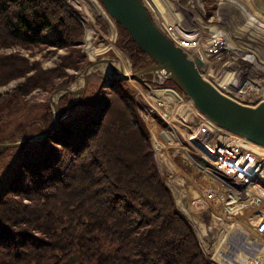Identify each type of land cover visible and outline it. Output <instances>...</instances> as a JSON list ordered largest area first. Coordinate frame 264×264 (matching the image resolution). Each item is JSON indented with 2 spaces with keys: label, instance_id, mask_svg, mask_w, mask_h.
<instances>
[{
  "label": "trees",
  "instance_id": "1",
  "mask_svg": "<svg viewBox=\"0 0 264 264\" xmlns=\"http://www.w3.org/2000/svg\"><path fill=\"white\" fill-rule=\"evenodd\" d=\"M117 24L136 71L154 64ZM50 28L55 38L46 36ZM83 34L82 22L61 0H0V47L44 43L69 49L53 70L19 54L0 55V85L24 77L17 91L27 95L63 76L65 68H81ZM161 84L180 88L172 78ZM109 86L110 100L92 114L61 116L41 140L45 152L21 159L0 188V264H69L73 256L81 264H212L154 160L134 87L124 78ZM52 122L50 109L42 117L44 130Z\"/></svg>",
  "mask_w": 264,
  "mask_h": 264
},
{
  "label": "built area",
  "instance_id": "2",
  "mask_svg": "<svg viewBox=\"0 0 264 264\" xmlns=\"http://www.w3.org/2000/svg\"><path fill=\"white\" fill-rule=\"evenodd\" d=\"M61 1L73 11L72 0ZM238 2L236 0L232 6H240L244 16L258 25L253 27L264 43V8L256 6L260 13L257 17L260 19L254 18L257 20L254 21L248 15L254 14L251 9L242 4L238 6ZM201 4L203 14L198 11L194 13V18L188 14L175 19H166L163 13L148 7L146 3L144 5L157 26L202 75L217 82H221L224 77V85L228 83L229 86L231 81H237V86H230L234 90L242 87L239 80L251 78V81L245 83L248 89H240L244 96L236 93L234 96L238 99L245 98L246 93L252 96L257 81L255 71L262 70L259 76L264 83V65L252 63V59L246 56L252 52L230 46L228 24H232L230 19L233 15L220 22L223 13L220 10L219 21L214 20V14H208L202 1ZM76 15L83 22V17ZM207 17H211V20ZM215 21L220 23L216 24ZM246 26L251 28L250 23ZM46 36L55 38L56 30L48 29ZM250 38L244 39L245 42L249 43ZM234 58H237L238 64L241 63L240 67L230 62ZM218 64L223 68L215 74L214 67ZM141 82L152 87L147 81ZM159 90L163 93L155 101L149 100L143 93L144 89L140 90L137 93V107L144 120L149 121L147 125L150 133L159 145L155 146V157H159V152L164 157L167 169L164 176L168 187L174 193L173 186L184 188L181 202L178 200V208L184 218L194 226L188 216L195 217L194 213H199L204 219L208 217L211 224H216L211 225V231L206 233L213 236L215 241L203 246L201 239L197 237L204 256L212 264H264V145L218 125L209 115L196 108L181 89L166 87ZM171 90L179 92L181 99L185 100L183 105L178 106L170 98L168 92ZM165 92L168 94L165 95ZM172 101L174 107L170 104ZM155 112L162 116L163 127L157 122ZM190 115L191 119L187 121ZM165 130L170 137L163 136ZM178 156L179 159L176 160ZM200 178H206L205 185L198 181ZM181 207L190 213L185 214Z\"/></svg>",
  "mask_w": 264,
  "mask_h": 264
},
{
  "label": "rangeland",
  "instance_id": "3",
  "mask_svg": "<svg viewBox=\"0 0 264 264\" xmlns=\"http://www.w3.org/2000/svg\"><path fill=\"white\" fill-rule=\"evenodd\" d=\"M160 1L164 5V7H167L170 10L171 15L170 16L165 15L166 19L181 18L182 16L188 14H190L192 18H194L195 16L194 9L196 8L193 6V4H196V0H160ZM201 1L203 2L207 13L214 14L215 16L214 20L219 21L220 10L223 12L221 13L222 15L220 14L222 16V18L220 17L221 18L220 22L226 21L228 16L233 15V18L230 19L232 24H228L229 27L226 25L230 29V32L229 31L228 32L229 35L231 36L232 42H235V44L238 45V47L243 49L244 51L245 50L254 51V53L258 54L257 56H259L260 58H264V43H262L260 38H258V33H256L254 28L255 26L258 25L255 22L250 23L251 28L244 25L243 21H244L245 13H243V10H240V6H239V4H242L246 7L248 6V8L251 9V11L256 16H259L260 13L257 11L256 6L264 8L263 0H239L238 2L239 7H235V5L232 6L234 3H226L225 8L223 9H222L221 0H201ZM142 2L144 4L146 3V5L150 7L148 4L149 2L147 0H142ZM98 3L101 5L102 10L105 11V14L103 15L100 14V16L98 17H95V15H93L92 12L94 9L93 7H91V5H89L87 0H72L71 3V8L73 10L72 12L74 14L82 15L83 17L82 24L84 27V34L81 44L79 45L78 48L81 50V53H83L84 56L77 57L78 60L85 61V63L81 68L79 69H74L72 67L65 68L63 76H58V75L54 76L47 84H45L46 85L45 87L34 88L27 95H21L17 91L18 84L25 80L24 77L16 78L9 81L7 84L0 85V93L2 94V96L0 97V133L1 135L4 136V140L0 143H8V142L23 140L28 135H32L44 131L45 127L42 124V117L50 109L53 112V122L55 119L53 99L57 102L56 106L58 109V122L61 116L73 117L75 115H79L85 112H90L91 114L95 113L96 109L101 107L106 100L111 99L112 90L109 84L115 79H121V77H119L120 71H118V69L116 68L117 66L115 67V65L114 66L110 65L109 64L110 62L107 60L102 61L91 68L90 72L88 73V83L83 92L69 93V92H63L62 90L63 88H67V87L74 90H80L81 86L84 85L83 73L85 71V68L88 65H90L92 62L99 61L101 58L104 59L109 58L117 61L120 60V57L116 53L115 49L109 48L107 50L102 51L103 49L102 37L104 34V29L109 27L108 25H110V20L113 21L114 29L116 32L115 42L117 46L125 52L127 59L130 63L129 65L130 71H132V73L137 72L136 71L137 68H134L132 66V61L130 59V56L128 55L126 49L123 47V40H122L123 36L119 32L117 20L114 19L107 12L102 0H98ZM95 9H96V13L100 11L97 7ZM240 11H242L241 12L242 14L240 13ZM224 14H227L226 15L227 17H224L225 16ZM260 16H263V14ZM207 19L211 20V17H207ZM253 20L257 21L254 18ZM220 22H216V24ZM88 29L91 31V35H92V38L90 40L91 45L94 47L92 48L97 52L95 58H93L92 55L90 54L89 52L90 48L88 47L86 41ZM247 38H250L251 40L248 41L249 43L245 42L246 40H244ZM10 53L22 55L30 62V64L38 63L42 70H53L58 67H61L63 58L69 54V49L56 48L54 46H48L44 43L35 46H24V45L22 46L19 44H15L9 47H0V55L10 54ZM149 59L151 60L150 62L154 64L162 63L161 61L158 60V58L155 57V55H153V53L150 54ZM230 62L234 63V65L237 67L241 66L240 62L238 64L237 58H234L233 60L231 59ZM106 63L110 65V72L105 70L107 67L104 64ZM222 68L223 67L221 66V64L216 65L214 67V70H216L215 74L221 71ZM261 71L262 70L255 71V78L257 77V81L254 84V88H255L254 94L252 95V97H248V98L245 97L246 101H243L245 102V104L252 105L255 108L259 105L260 100L262 98V94L264 95V83L263 81H261V77L259 76ZM34 72L35 69L31 70L26 75L29 76ZM170 77L176 78L174 74L162 70L159 72H151L150 74L147 73V75L144 74L140 76V78L138 79L131 78L127 80H129L130 84L134 87L136 91V103H137V98H138L137 91L139 89L141 90L144 89L143 93H145V95L149 98V100L155 101L157 97L159 95L161 96L163 93L161 90H159L160 88H166V87L178 88L175 85H170V84L166 86L163 85L165 87L161 86L162 84L160 85L162 81ZM141 80L145 82L147 81L148 83H150V85H152V87L143 85ZM140 83H142L141 84L142 88L139 85ZM150 88H154V90ZM179 89L183 91L182 88ZM181 90L179 91L182 92ZM164 94L167 95L168 93L165 92ZM64 95H66V99L61 100V97ZM234 99L242 102V100L236 98L235 96ZM141 101L143 100L141 99ZM170 104L173 106V101ZM155 114H156L157 122L161 127H163L164 120L162 116L157 112H155ZM141 116L144 119L142 113ZM189 119H191V115L190 118L187 119V121H189ZM144 121L146 125L147 123L149 124L148 120H144ZM42 139L43 138L40 137L34 139L33 141H37V142H33L30 145H26L21 150L20 147L18 146L5 148L6 149L5 154L0 159V188L9 181L13 172H15L14 169H16L17 167L16 165L20 162L21 159L27 157L28 158L34 157L35 155H37L42 151L45 152V150L48 148V145H44L41 142ZM150 142L152 148L154 149V160L158 165V168L165 181V184L167 185L164 176L167 173V169L165 168L164 157L160 152L158 154L159 157L158 158L155 157V152L157 148H155L156 142L154 141L152 135H150ZM56 147H60V146H56ZM0 150H4V149H0ZM178 159L179 156L178 158L176 157V160ZM205 180L206 178H200V180L198 181L201 182L202 185H205ZM172 193L175 198L176 205L178 207L179 206L178 198L176 197L174 192ZM188 217L189 220L194 224V226L193 225L192 226L198 238L199 235L197 233L196 227L200 228L205 234L207 233V231H211L212 226L210 223V219L207 216H206L207 219L203 218L204 223L208 224V226L205 225L206 226L205 228H202L199 222L198 225H200V227L197 224L195 225V223H197L196 216L195 217L188 216ZM71 259L72 262L69 264H81L80 257L75 258L73 256Z\"/></svg>",
  "mask_w": 264,
  "mask_h": 264
},
{
  "label": "water",
  "instance_id": "4",
  "mask_svg": "<svg viewBox=\"0 0 264 264\" xmlns=\"http://www.w3.org/2000/svg\"><path fill=\"white\" fill-rule=\"evenodd\" d=\"M102 2L107 12L130 31L142 48L152 54L142 43L145 42L149 44L151 49L158 52L163 59L161 61L162 63H155L131 75L123 74L119 77L124 79H138L144 74L162 70L177 72L180 78L174 79L202 112L209 115L220 126L264 145V102L259 104L255 109H247L216 91L197 70L195 65L157 26L142 0H102ZM105 60L110 63L117 61L114 59L101 58L99 61L92 62L85 68L83 73L84 85L81 86V89L74 90L67 87L62 89L63 92H83L88 83V73L90 69L94 65ZM116 68L123 73L121 69L118 67ZM56 105L57 102L53 99L55 119L48 129L28 135L23 140L0 143V149L19 146L27 141L39 137L44 138L49 135L58 124V109Z\"/></svg>",
  "mask_w": 264,
  "mask_h": 264
},
{
  "label": "bare ground",
  "instance_id": "5",
  "mask_svg": "<svg viewBox=\"0 0 264 264\" xmlns=\"http://www.w3.org/2000/svg\"><path fill=\"white\" fill-rule=\"evenodd\" d=\"M149 3V6L152 8V9H154V10H156V11H158V12H161V13H163L164 15H166V16H170L171 15V13H170V10L167 8V7H164V5L161 3V1L160 0H147ZM87 2L89 3V5H91V7H93V15H95V17H98V16H100V14H105V11H103L102 10V8H101V5L98 3V0H87ZM236 2V0H221V4H222V9L223 8H225V6H226V3H235ZM193 6L196 8V9H194V12H198V11H201V14H203V11H202V4H201V1L200 0H196V4H193ZM90 7V6H89ZM90 7V8H91ZM98 8L100 11L98 12V13H96V9L95 8ZM190 12V11H189ZM250 17H252V18H259V17H257V16H255L254 14H248ZM246 17V16H245ZM244 17V21H243V23H244V25H247V24H249V23H251L250 22V18L247 16L246 18ZM251 18V19H252ZM260 19V18H259ZM264 24V23H263ZM109 27H107V28H105L104 29V34H103V37H102V51L103 50H107V49H109V48H112V49H115V51H116V53L119 55V57H120V60L119 61H117V62H113V63H109L110 65H115V66H117L119 69H121L122 70V72L123 73H121L120 72V76H122L123 74H125V75H130L131 73H132V71H130V63H129V61H128V59H127V56H126V54H125V52L121 49V48H119L118 46H117V44H116V42H115V40H116V32H115V29H114V25H113V21L112 20H110V25H108ZM47 33V32H46ZM91 38H92V35H91V31L88 29V34H87V38H86V41H87V45H88V47L90 48L89 49V52H90V54L92 55V57L93 58H95L96 57V51L93 49L94 47L91 45ZM229 43H230V46H232V47H234L235 49H240L239 47H238V45H236L235 44V42H232V39H231V37L229 38ZM146 48H148L152 53H153V55H155V57L156 58H158V60L159 61H162L163 59H162V56L158 53V52H156V51H154V50H152L151 49V46L149 45V44H147V43H145V42H143L142 43ZM93 47V48H92ZM182 51V50H181ZM249 53H251V54H248V55H246L247 57H250V59H252V63H255L256 65H258V64H263L264 65V58H260L259 56H257L258 54L257 53H254V51H248ZM184 54V53H183ZM185 55V54H184ZM109 59V58H108ZM192 62V61H191ZM193 63V62H192ZM108 63H106V64H104L107 68L105 69L106 71H108V72H110V65H109ZM91 70V69H90ZM198 70V69H197ZM165 71H167V72H169V73H172V74H174L175 75V77L178 79V78H180V75L176 72H174V71H172V70H165ZM248 71H250V69L248 70ZM209 83H210V85L216 90V91H218V92H220L221 94H223V95H225V96H227L228 98H230L231 100H234L235 102H237V103H239L240 105H242L243 107H245V108H247V109H255V107L254 106H252V105H249V104H245V102H243V101H246V98H248V97H252V96H250L248 93H246L247 94V96H245L246 98H240V100H242V102L241 101H238V100H236V99H234V93H236V95H241V96H244V94H243V92L242 91H240V89L241 90H244V89H248L247 87H246V85L247 84H245L246 83V81H248L249 82V80L251 81L252 79L251 78H247V79H241V80H239V81H241V88L240 89H237V90H234L232 87L233 86H237V84L235 83V82H237V81H235V82H233V81H231V85L230 86H232V87H230L229 85H228V83H226L225 85H224V77H223V80L221 81V82H217V81H215V80H213L211 77H209V76H204V75H202ZM170 78H172V77H170ZM172 79H174V78H172ZM175 80V79H174ZM176 81V80H175ZM238 83V82H237ZM140 85V87L142 88V85H141V83L139 84ZM180 86V85H179ZM180 88H181V86H180ZM138 89V88H137ZM141 89H139L138 91H140ZM138 91H137V93H138ZM175 91V90H174ZM168 93H170V94H168L169 96H170V98H172V99H174V101H176V103L178 104V106L181 104V105H183L184 103H185V100H182L181 99V95L179 94V92L178 91H175V92H172V90L170 91V92H168ZM191 99V98H190ZM190 102H192V104H194L195 105V103L193 102V100L191 99L190 100ZM264 102V95L262 94V98H261V100H260V103L259 104H261V103H263ZM196 106V105H195ZM196 108H198L197 106H196ZM199 109V108H198ZM173 111H171V113H172ZM169 114V116H170V113H168ZM216 122V121H215ZM217 123V122H216ZM219 125V124H218ZM161 133H162V131H160ZM164 133L165 134H163V136H165V135H167L168 137H170L171 135L167 132V130H165L164 131ZM234 138V137H233ZM155 141H157V140H155ZM253 142H255V141H253ZM255 143H257V142H255ZM257 144H259V143H257ZM260 145H262V144H260ZM156 146L158 147V144H157V142H156ZM263 155H264V152L262 153ZM235 155H237V154H235ZM179 185H183V183H179ZM173 189H174V191H175V195H176V197L178 198V200H179V202H181V196H182V194H183V191H184V188H179L178 186H173ZM230 208H231V206H230ZM185 214H187V213H190V211L189 210H183L182 209V207L180 208ZM178 210H179V208H178ZM180 211V210H179ZM194 216H196L197 217V219H196V221H197V223H195V225L197 224L198 225V222L200 223V225H201V227L202 228H205L206 226V224L204 223V220H203V216H202V214H199V213H194ZM200 225H198L199 227H200ZM211 225H216L215 223H212ZM232 227H234L235 225L234 224H230ZM196 229H197V233H198V235H199V238L201 239V242H202V245L203 246H206L207 245V243L208 242H211V241H215L216 239H213V236H211L210 234H208V235H206L200 228H198V227H196ZM214 234V233H213ZM215 238V237H214Z\"/></svg>",
  "mask_w": 264,
  "mask_h": 264
},
{
  "label": "crops",
  "instance_id": "6",
  "mask_svg": "<svg viewBox=\"0 0 264 264\" xmlns=\"http://www.w3.org/2000/svg\"><path fill=\"white\" fill-rule=\"evenodd\" d=\"M263 2H264V0H263Z\"/></svg>",
  "mask_w": 264,
  "mask_h": 264
}]
</instances>
